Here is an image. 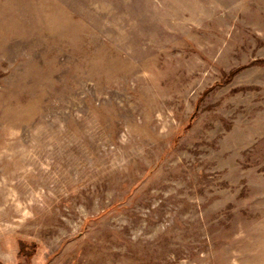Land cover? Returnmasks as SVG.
<instances>
[{"label": "rangeland", "instance_id": "1", "mask_svg": "<svg viewBox=\"0 0 264 264\" xmlns=\"http://www.w3.org/2000/svg\"><path fill=\"white\" fill-rule=\"evenodd\" d=\"M0 264H264V0H0Z\"/></svg>", "mask_w": 264, "mask_h": 264}, {"label": "trees", "instance_id": "2", "mask_svg": "<svg viewBox=\"0 0 264 264\" xmlns=\"http://www.w3.org/2000/svg\"><path fill=\"white\" fill-rule=\"evenodd\" d=\"M19 249H20L19 254L25 256L27 259H31L35 254V247L34 246H32V249L29 250V248L26 247V245L21 243L19 246Z\"/></svg>", "mask_w": 264, "mask_h": 264}]
</instances>
